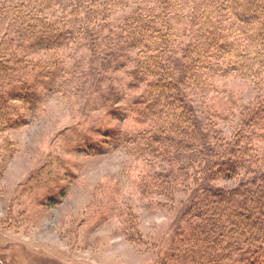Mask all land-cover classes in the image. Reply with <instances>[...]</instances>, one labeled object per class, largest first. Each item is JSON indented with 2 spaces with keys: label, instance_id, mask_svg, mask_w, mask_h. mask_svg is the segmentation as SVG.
Masks as SVG:
<instances>
[{
  "label": "trees",
  "instance_id": "16d2710c",
  "mask_svg": "<svg viewBox=\"0 0 264 264\" xmlns=\"http://www.w3.org/2000/svg\"><path fill=\"white\" fill-rule=\"evenodd\" d=\"M231 77L264 78V0L0 1V134L53 94L133 115L140 194L191 190L175 264H264V95Z\"/></svg>",
  "mask_w": 264,
  "mask_h": 264
},
{
  "label": "rangeland",
  "instance_id": "374dc122",
  "mask_svg": "<svg viewBox=\"0 0 264 264\" xmlns=\"http://www.w3.org/2000/svg\"><path fill=\"white\" fill-rule=\"evenodd\" d=\"M256 81L224 83L249 103L264 95V78ZM121 113L85 114L53 94L0 134V264H175V231L191 190L153 202L140 194L145 163L108 130L140 126Z\"/></svg>",
  "mask_w": 264,
  "mask_h": 264
}]
</instances>
